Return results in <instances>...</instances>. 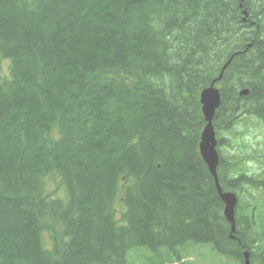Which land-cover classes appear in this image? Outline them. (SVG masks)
Instances as JSON below:
<instances>
[{"label":"trees","instance_id":"obj_1","mask_svg":"<svg viewBox=\"0 0 264 264\" xmlns=\"http://www.w3.org/2000/svg\"><path fill=\"white\" fill-rule=\"evenodd\" d=\"M231 57L214 84L218 147L245 116L264 125V2L0 0V264L253 250L261 216L245 198L264 178L234 144L217 149L219 184L237 196L231 235L198 149L200 92ZM51 174L65 202L46 194Z\"/></svg>","mask_w":264,"mask_h":264},{"label":"rangeland","instance_id":"obj_2","mask_svg":"<svg viewBox=\"0 0 264 264\" xmlns=\"http://www.w3.org/2000/svg\"><path fill=\"white\" fill-rule=\"evenodd\" d=\"M257 1V0H256ZM264 2V0H258ZM8 62V61H7ZM6 61L2 63V73L8 75V63ZM218 87V86H216ZM224 141L218 148L223 155L229 152V144H234L241 151L245 152L246 159L243 165L246 168V172L249 176H262L264 178V125L252 117L245 116L243 121L234 126L231 131H222L219 135ZM218 137V136H217ZM46 194L52 199H59L63 202L67 199V194L64 187L60 184L59 178L51 174L44 179ZM248 194L245 200L252 202L250 199H257L254 205H251L255 218L257 215L261 216V228L264 231V191L248 189ZM245 204L243 203L242 206ZM117 209L121 210L122 205L117 203ZM251 214V210H247ZM119 215H116L118 218ZM42 245L45 249L52 248V240L50 234H42ZM258 245L256 250L258 251ZM151 252L146 251L143 248H138L131 251L127 256V264H238V260H234L227 256H220L211 249L210 245H191L183 249L180 254V262L175 261L174 256L161 254L155 256ZM258 255L254 256V260H257ZM257 263V261H256Z\"/></svg>","mask_w":264,"mask_h":264},{"label":"water","instance_id":"obj_3","mask_svg":"<svg viewBox=\"0 0 264 264\" xmlns=\"http://www.w3.org/2000/svg\"><path fill=\"white\" fill-rule=\"evenodd\" d=\"M246 15V13L244 12ZM230 63V60L223 66L219 75V80L222 77V73ZM212 84L209 88H205L200 94V105L206 125L201 134V141L199 144V152L202 160L206 164L211 176L214 178L215 186L221 201L224 204L223 215L227 222L231 225V232L234 231V208L236 205V197L233 193L222 192L219 185L216 168L218 165V154L216 152L217 141L215 139L214 129L212 126V120L216 109L220 104L219 91L213 87ZM248 94V90H242L239 95L245 96ZM245 264H248V253H244Z\"/></svg>","mask_w":264,"mask_h":264},{"label":"flooded vegetation","instance_id":"obj_4","mask_svg":"<svg viewBox=\"0 0 264 264\" xmlns=\"http://www.w3.org/2000/svg\"><path fill=\"white\" fill-rule=\"evenodd\" d=\"M257 246H253V250H248V249H242L243 251H248V257H249V264H264V239H261L259 241L258 245V251L256 250ZM258 255L257 260H254V256ZM257 261V263H256Z\"/></svg>","mask_w":264,"mask_h":264},{"label":"bare ground","instance_id":"obj_5","mask_svg":"<svg viewBox=\"0 0 264 264\" xmlns=\"http://www.w3.org/2000/svg\"><path fill=\"white\" fill-rule=\"evenodd\" d=\"M240 6H241V5H240ZM245 18H246V15L244 14V18H243V20H245ZM233 57H234V55H233ZM231 58H232V57H231ZM231 60H232V59H231ZM230 62H231V61H230ZM226 63H227V62H226ZM224 65H225V64H224ZM224 65H223V66H224ZM228 65H229V64H228ZM222 68H223V67H222ZM226 68H227V67H226ZM221 70H222V69H221ZM220 73H221V72H220ZM219 75H220V74H219ZM222 76H223V73H222ZM218 81H220V80L217 78V80L213 81V82L210 84V86H211L212 84H213V85H214V84L216 85V82H218ZM215 85H214L213 87L216 88V89L219 91V88H218V87H215ZM210 86H209V87H210ZM209 87H207V88H209ZM220 87H221V86H220ZM244 89H245V88H244ZM203 90H204V89H203ZM203 90H202V91H203ZM246 90H248V89H246ZM202 91H201V92H202ZM241 91H242V89H241ZM241 91H239V93H240ZM201 92H200V94H201ZM248 92H249V91H248ZM239 93H238V94H239ZM219 94H220V91H219ZM247 95H248V94H247ZM247 95H245V96H247ZM239 96H240V95H239ZM199 97H200V96H199ZM199 103H200V102H199ZM5 199H6V198H5Z\"/></svg>","mask_w":264,"mask_h":264}]
</instances>
